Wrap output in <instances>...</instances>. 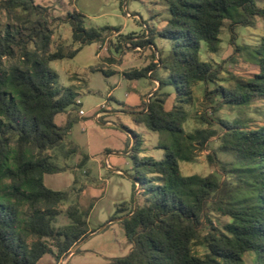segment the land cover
Returning a JSON list of instances; mask_svg holds the SVG:
<instances>
[{"label": "trees", "instance_id": "obj_1", "mask_svg": "<svg viewBox=\"0 0 264 264\" xmlns=\"http://www.w3.org/2000/svg\"><path fill=\"white\" fill-rule=\"evenodd\" d=\"M165 1L169 16L163 27H149L148 36L133 43L154 45L155 36L169 38V53L142 69L124 72L128 79L149 76L159 81L158 89L142 109L133 111L132 118L158 134L157 147L164 157L140 156L139 135L131 131L136 139L128 154L145 203L121 219L130 251L104 264H246L247 252L254 253L253 264H264V124L248 127L239 119L222 118L220 149L235 153V158L222 161L213 151L207 160L218 168L206 175H184L179 164L194 160L216 133L185 128V105L194 100V83L216 82L220 72L201 59V43L216 52L226 21L231 30L235 25L253 26L256 17L264 20V5L257 0ZM5 9L11 20L0 33V264H36L47 253L60 261L92 231L88 216L93 204L82 208L71 203L65 212L68 223L57 224L59 206L70 191L47 187L44 175L65 170L50 151L64 146L75 117L68 116L64 124L55 121L73 103V91L56 86L58 75L50 61L72 57L82 46L104 41L113 31L123 38L135 36L114 26L86 27L85 15L74 9L65 21L78 47L58 43L52 51L55 30L46 6L35 0H5ZM245 49L246 60L258 66V73L237 79L231 87L211 91L205 87V98L217 94L218 106H247L253 96H264V33L257 47L235 44V51ZM107 60L114 63L111 57ZM157 64L168 71V82L175 88L170 108L167 95L158 91L165 81L148 74ZM103 66L93 69L107 75L114 72ZM126 144L129 148V137ZM77 149L74 143L66 153ZM88 157L83 153L80 164ZM124 209L122 204L118 207ZM216 214L228 216L229 221L221 223ZM199 244L205 248L203 255L196 250Z\"/></svg>", "mask_w": 264, "mask_h": 264}, {"label": "rangeland", "instance_id": "obj_2", "mask_svg": "<svg viewBox=\"0 0 264 264\" xmlns=\"http://www.w3.org/2000/svg\"><path fill=\"white\" fill-rule=\"evenodd\" d=\"M35 1L49 9L55 30L52 51L56 50L58 43L78 47L72 40L70 25L65 21L67 13L74 9L85 15L86 27L114 26L121 29L120 33L135 36L123 38L113 31L104 41H93L82 46L72 57L50 61L51 69L58 75L56 86L61 90L68 88L73 91V103L57 114L55 121L62 124L68 116L75 117V121L64 139V146L50 151L54 161L65 170L45 174L44 183L53 190L70 191L69 198L59 206L61 213L57 224L68 223L65 212L71 203L78 202L82 208L93 204L88 216L92 231L69 260L62 263L65 256L56 261L52 254L47 253L36 264H104L130 251L132 245L120 218H124L128 210H134L145 203V194L140 184L134 181L139 175L134 170L132 157L126 154L129 151L126 148L128 137L131 142L133 138L134 141L136 139L131 131L139 135L140 156L148 155L157 160L164 157V151L157 147L158 134L144 124L134 122L128 113L135 110L130 106L140 105L139 109L144 107L149 96L158 89L159 81L149 76L128 79L124 72L142 69L157 62L161 54L166 56L169 53L172 47L169 38L155 36L154 45L133 43L140 37L146 38L149 27L156 29L164 23L163 19L169 16L168 5L165 0ZM257 2L264 5V0ZM10 18L5 9V0H0V33ZM263 33L264 20L260 17H256L253 26L235 25L232 30L230 22L226 21L220 33V47L216 52H209L206 44L201 43V59L219 68L220 72L216 82L194 83V100L185 105L188 110L185 128L189 132L205 129L215 130L216 133L206 141L202 150L196 152L194 160L179 161L184 175H206L217 169L218 166L207 160V155L213 151L222 161L235 158V153L220 149V119H239L248 127L264 124V96H253L247 106H218L221 100L219 95L208 94L210 97H204L205 87L208 91L219 86L231 87L237 79H247L258 73V66L246 60L247 50L235 51V44L257 47ZM117 43L122 47L116 49ZM107 57H111L114 63H110ZM118 60L119 63L115 62ZM101 63H104V69H112L114 72L107 75L101 69H93ZM150 72L165 81L158 91L167 95L166 107L170 108L175 88L168 82V71L157 64L148 74ZM78 99L81 101L79 104ZM79 109H83L85 115L79 116ZM97 113L99 115L96 117ZM74 143L78 145L77 151L67 154ZM83 153L89 157L81 165ZM121 204L127 208L124 209L126 211H118ZM216 216L221 223L229 221L228 216ZM196 250L200 255L205 253L203 245H197ZM244 258L246 264H253L254 253L247 252Z\"/></svg>", "mask_w": 264, "mask_h": 264}, {"label": "water", "instance_id": "obj_3", "mask_svg": "<svg viewBox=\"0 0 264 264\" xmlns=\"http://www.w3.org/2000/svg\"><path fill=\"white\" fill-rule=\"evenodd\" d=\"M128 113H130V114H134L135 112H133V111H128ZM133 144H134V138H133V140H132V142H131V145H130V147H129V151H127L126 154H128V153L130 152V150H131ZM134 181L137 182L136 179H134ZM135 209H136V207L134 208V210H135ZM120 219H123V218H120ZM89 235H90V234H88L86 237H84L83 239H81L78 243H76V244L70 249L69 253H68L67 255H65L64 259L62 260V263H63L64 261H67V260H68L69 256H70L72 253L75 252V250L79 247L80 243H81L83 240H85ZM62 263H61V264H62Z\"/></svg>", "mask_w": 264, "mask_h": 264}, {"label": "crops", "instance_id": "obj_4", "mask_svg": "<svg viewBox=\"0 0 264 264\" xmlns=\"http://www.w3.org/2000/svg\"><path fill=\"white\" fill-rule=\"evenodd\" d=\"M167 18H164L163 19V21H164V23L161 25V26H159V28H162L163 27V25L165 24V20H166ZM130 108H132V109H135V110H139V108H140V105H137V106H130ZM134 111V110H133ZM130 114V113H129ZM132 115V114H131ZM65 122H63L62 124H64ZM113 170H116V172H119V170L118 169H113ZM93 233V232H92ZM91 233V234H92ZM79 248V247H78ZM76 251V250H75ZM71 256V255H70ZM70 256H69V258H70ZM69 258H68V260H69Z\"/></svg>", "mask_w": 264, "mask_h": 264}, {"label": "built area", "instance_id": "obj_5", "mask_svg": "<svg viewBox=\"0 0 264 264\" xmlns=\"http://www.w3.org/2000/svg\"><path fill=\"white\" fill-rule=\"evenodd\" d=\"M78 114H79V116H83V115H85V111L83 110V109H79L78 110ZM99 115V113H97L96 114V117Z\"/></svg>", "mask_w": 264, "mask_h": 264}, {"label": "bare ground", "instance_id": "obj_6", "mask_svg": "<svg viewBox=\"0 0 264 264\" xmlns=\"http://www.w3.org/2000/svg\"><path fill=\"white\" fill-rule=\"evenodd\" d=\"M77 103L79 104V103H81V101L78 99V100H77Z\"/></svg>", "mask_w": 264, "mask_h": 264}]
</instances>
